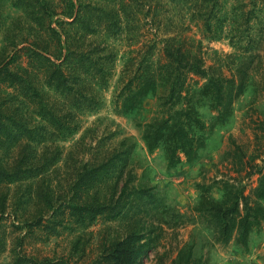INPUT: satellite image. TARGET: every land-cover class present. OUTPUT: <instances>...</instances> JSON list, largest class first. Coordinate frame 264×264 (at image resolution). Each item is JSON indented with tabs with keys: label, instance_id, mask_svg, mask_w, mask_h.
I'll return each mask as SVG.
<instances>
[{
	"label": "rangeland",
	"instance_id": "obj_1",
	"mask_svg": "<svg viewBox=\"0 0 264 264\" xmlns=\"http://www.w3.org/2000/svg\"><path fill=\"white\" fill-rule=\"evenodd\" d=\"M166 44L190 49L208 73L189 75L190 102L180 105L197 106L201 128L190 129L192 159L182 151L170 157L164 142L150 149L143 139L146 125L168 114L158 98L161 83L138 108H121L119 92L127 81L149 71L162 78L169 68ZM42 55L69 58L75 92L59 93L48 85L50 70ZM239 72L247 75L243 93L230 116L216 119L213 100L200 89L210 76L238 78ZM42 99L61 113L71 108L76 130L55 141L63 154L49 171L50 182L41 177L0 182V264H35L44 258L108 264L105 251L125 234L126 223L107 214L76 223L71 207L77 197L65 157L76 144L79 152V142L102 151L128 149L130 186L151 188L159 196L163 208L156 218L164 233L145 264H170L176 247L188 246L203 264H264V218L242 246L236 230L223 241L199 210L205 192L222 196L217 180L228 138L247 144L252 131L244 123L246 112L252 108L264 116V0H0L1 115L37 129L45 126L43 134L56 138V130L40 116ZM25 142L12 148L0 143L4 166L13 164ZM51 142L37 144V153Z\"/></svg>",
	"mask_w": 264,
	"mask_h": 264
},
{
	"label": "trees",
	"instance_id": "obj_2",
	"mask_svg": "<svg viewBox=\"0 0 264 264\" xmlns=\"http://www.w3.org/2000/svg\"><path fill=\"white\" fill-rule=\"evenodd\" d=\"M164 55L169 61V68L162 74V78H157L149 71L139 74L136 82L127 81L119 92V96L123 97L121 108L124 112L138 108L143 96L148 93L155 95L161 83L164 91L158 98L162 99L168 114L158 122L147 124L143 139L150 149L164 142L170 157L182 151L188 159H192L194 146L190 129L201 128L197 106L187 105L183 108L180 105L182 100L190 102L186 98L191 90L187 82L189 75L205 77L208 73L202 60L181 44H166ZM42 57L50 70L48 85L59 93L73 92L69 58ZM3 70L8 72L7 67ZM206 79L200 94L213 100L214 108L217 109L216 119L223 121L230 116L234 101L243 93L247 75L239 72L238 78L232 76L218 79L210 76ZM38 97L42 96L39 94ZM81 98L90 102L92 96L81 94ZM43 103L45 106L40 116L56 130V138L43 134L48 130L45 126L37 129L19 119L5 120L0 111V143L5 141L8 148H12L19 146L23 138L27 139L12 165L4 166L0 159V182L35 177H41L42 182H50L49 171L61 160L63 154L62 146L55 141L63 139L65 134H72L76 127L71 108L61 113L42 99ZM77 107L72 105V108ZM86 107L95 108L96 105L87 104ZM249 110L244 116V123L252 131L251 141L242 145L235 138H228L221 159L222 170H219L217 180L222 196L215 199L205 192L201 195L199 205V210L207 214L216 225L223 241H228L233 230H236L237 240L242 246L247 244L250 231L260 226L264 218V116L256 109ZM48 139L52 141V146H44V150L38 154L36 145ZM76 150L78 144L65 157L66 161H71L72 182L77 197L71 209L76 223L89 224L101 214H107L109 219H121L126 223L125 234L111 242L103 258L108 264H145L164 233L161 222L156 218V214L163 208L159 196L151 188L136 189L130 186L128 149L111 148L102 151L89 142H79V152L75 153ZM91 189L94 191L90 194ZM78 191L85 192V196H81ZM190 247H176V255L170 264H203L201 259L192 256L194 250ZM35 264L60 263L44 258Z\"/></svg>",
	"mask_w": 264,
	"mask_h": 264
}]
</instances>
